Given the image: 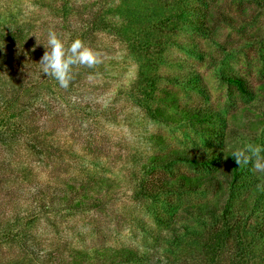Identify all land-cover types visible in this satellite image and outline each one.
I'll return each instance as SVG.
<instances>
[{"label": "trees", "instance_id": "1", "mask_svg": "<svg viewBox=\"0 0 264 264\" xmlns=\"http://www.w3.org/2000/svg\"><path fill=\"white\" fill-rule=\"evenodd\" d=\"M241 1L246 4L239 11L244 16L254 13L251 5L264 10V0ZM30 2L66 23L75 13L86 17L82 19L77 36L71 32L69 24L61 26L60 29L68 34V45L76 38L87 40L95 33L108 34L122 44L135 68L123 80L124 84L117 86L118 94L130 99L147 118L170 126L189 125L207 140L222 141L236 133V140L245 137L240 127L224 130L218 106L181 99L183 93L205 95L207 82L203 76L195 71L173 74L163 71L171 63L167 55L173 49L204 61L211 55L209 45L216 41L212 37L219 32L220 24H225L226 28L236 24L234 16L206 9L209 0H101L82 4L80 12L69 0ZM51 25L42 16L23 23L0 21V62L9 66L4 72L0 71V144L17 141L25 134L27 151L37 158L49 160L56 159L51 151L53 145L34 124L40 117L41 93L31 95L42 83L23 81L13 86V81L17 80L20 69L37 64L39 53L47 48V42L42 38ZM63 27L66 28L63 30ZM58 35L61 39L65 37L61 32ZM194 35L204 39L202 48ZM35 39H39V44L35 45ZM221 48L226 51L224 46ZM219 79L234 85L242 96L255 94L264 99V80L254 92L240 74L220 72ZM6 82L10 83L7 87ZM28 95L19 106L22 97ZM27 117L31 126L24 120ZM255 118L264 124V110ZM147 140L158 147L166 144L159 134H149ZM234 150L215 145H202L194 151L185 147L171 148L165 153L150 154L139 164V169L133 173L136 193L154 205L149 215L159 226L167 227L169 234L165 262L159 260L152 264H264V180L251 164L239 166L231 156ZM177 163L204 169V172H171ZM32 169L33 166L29 171L20 168L22 176L27 177L25 181L34 178ZM116 186L109 178L91 176L77 187L66 181L62 189H53L49 193L61 197L67 210H80L87 209L86 202L93 200L95 195L109 193ZM197 193L209 197L183 206L179 213L164 212L158 207H163L165 197ZM44 196L38 191L35 197L43 201ZM46 196L49 197L47 203L38 201L36 210L14 214L0 222V247L16 248L14 257L0 260V264H39L52 260L59 264L144 262V255L127 247L80 249L67 243L61 250L57 247L38 249L33 227L37 225L39 215L54 207V197ZM161 210L166 214L163 215Z\"/></svg>", "mask_w": 264, "mask_h": 264}, {"label": "rangeland", "instance_id": "2", "mask_svg": "<svg viewBox=\"0 0 264 264\" xmlns=\"http://www.w3.org/2000/svg\"><path fill=\"white\" fill-rule=\"evenodd\" d=\"M30 1L0 0V21L23 23L42 16L46 22L52 23L49 29L65 35L62 40L67 46L68 34L60 29L61 26L69 24L71 32L76 35L86 19L75 13L66 23L61 18L54 19L48 11L38 9ZM69 1L72 5L75 3L80 12L82 4L101 0ZM245 6L241 0H209L206 9L220 10L234 16V27L226 28L225 24H220L219 32L212 37L216 41L209 45L211 55L206 56L204 61L173 49L167 55L170 65L163 68L168 74L195 71L203 76L207 82L205 95L189 92L181 94V99L218 106L222 117L220 124L224 130L240 127L245 134L244 139L236 140V133L222 141L207 140L189 125L170 126L147 118L130 99L118 94L117 86L124 84L123 80L135 67L127 58L123 45L105 33H95L89 39L82 40L100 53L102 62L95 68L73 66V79L67 89L60 87L57 81L53 83L54 78L42 73L39 61L45 50L39 53L40 59L37 58L36 65L20 69L21 73L13 81V86L23 81L42 83L31 94L41 93L40 117L34 124L47 135L56 159L33 156L26 149L28 139L25 134L17 141L0 144V222L14 214L36 210L38 201L47 203L49 197L46 194L50 196L49 192L53 189H62L66 181L77 187L91 176H104L117 186L109 193L97 194L93 200H88L87 209L67 210L68 207L60 201L61 197H55V194L50 196L54 197V207L39 215L38 223L33 227L34 241L38 244L36 247L45 250L57 247L61 250L67 243L80 249L127 247L144 255L142 264L159 260L164 263L168 228L159 226L149 215L151 208L155 207L150 201L139 198L133 177L145 157L165 153L171 148L185 147L194 151L202 145L236 150L253 144L264 148V124L258 123L255 118L264 110V99L255 94L242 96L234 85L219 79L220 72L240 74L254 92L258 91L259 83L264 80V10L251 5L254 13L244 16L239 11ZM94 8H98V5ZM194 37L202 48L204 39L197 35ZM42 40L47 42V34ZM33 41L35 45L39 44V39ZM221 46L226 51L223 52ZM8 68V65L0 62L1 72ZM90 75L92 79H89ZM4 85L7 87L10 83ZM28 97H22L19 106ZM24 120L31 126L29 117ZM149 134L163 136L166 144L156 146L147 140ZM30 166H33L31 173L34 178L29 177L25 181L27 177L22 176L20 168L29 171ZM171 172L198 174L204 169L177 163ZM260 176L264 180V173H260ZM38 191L45 195L43 201L36 199ZM208 197L201 193L165 197L163 207H158L164 212L179 213L183 206ZM15 250L9 245L0 247V260L13 258ZM64 257L66 260V255ZM39 264L59 263L52 260Z\"/></svg>", "mask_w": 264, "mask_h": 264}, {"label": "clouds", "instance_id": "3", "mask_svg": "<svg viewBox=\"0 0 264 264\" xmlns=\"http://www.w3.org/2000/svg\"><path fill=\"white\" fill-rule=\"evenodd\" d=\"M100 53L87 46L80 38H76L66 46L65 42L52 29L47 33V48L39 61L42 73L54 78L60 87L67 89L72 76L73 66L95 68L100 64ZM92 79V76H89ZM239 165L251 164L257 173H264V148L246 144L231 154Z\"/></svg>", "mask_w": 264, "mask_h": 264}]
</instances>
